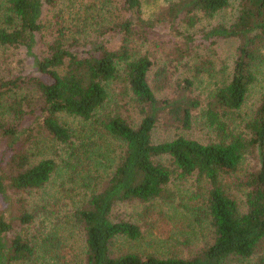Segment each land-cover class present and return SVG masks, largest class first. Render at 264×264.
Listing matches in <instances>:
<instances>
[{"label":"trees","instance_id":"16d2710c","mask_svg":"<svg viewBox=\"0 0 264 264\" xmlns=\"http://www.w3.org/2000/svg\"><path fill=\"white\" fill-rule=\"evenodd\" d=\"M62 1L0 0V45L25 48L36 70L31 76L0 79V108L7 96L31 89L38 95L40 111L25 126L28 111L21 99L10 108L12 124L0 123V135L7 141L5 158L0 159V264H67L60 253L64 242L56 229L45 232L44 223H38L41 211L27 196L63 175L70 183L60 182L57 194L71 200V183L76 185L85 170L71 161L90 152L102 153L99 168L105 171L96 172L91 190L74 209L75 223L84 233V264H227L254 256L264 243V90L255 110L245 116L240 111L264 62V0H240L236 22L219 25L205 36L209 41H239L230 82L216 86L204 111L206 125L215 134L207 144L181 135L154 141L162 121L190 130L203 101L195 96V81L190 78L178 82L171 96H156L149 83L154 62L149 54L136 53V45L160 36L143 18V0H105L107 11L122 15L112 23L106 39L87 47L74 40L76 47L71 49L61 16L55 15L57 35L48 43L46 55L39 57L40 35L54 27L46 22L45 12L54 11ZM229 6L230 0H180L171 8L174 16L165 34L174 39L178 53L189 56L196 40L178 30V18L197 13L213 17ZM163 72L159 75L165 76ZM201 74L196 69L195 75ZM130 111L141 117L137 126L130 123ZM61 114L81 119L83 130L71 131L61 123ZM92 132L110 139L105 150L103 143L98 150L85 149L90 145L85 138L92 139ZM43 140L72 151L60 162L46 152ZM112 140L121 150L106 153ZM248 154L255 156V164L241 174ZM191 177L205 184L202 200L191 212L209 222L210 244L186 258L118 248L121 240L134 243L143 236L136 223L116 217L119 205L151 202L168 193L174 179ZM231 189L244 196L245 212Z\"/></svg>","mask_w":264,"mask_h":264},{"label":"rangeland","instance_id":"374dc122","mask_svg":"<svg viewBox=\"0 0 264 264\" xmlns=\"http://www.w3.org/2000/svg\"><path fill=\"white\" fill-rule=\"evenodd\" d=\"M180 0H143L142 12L144 20L149 26L160 31L158 40L151 38L148 42H141L143 45H136L137 54H149L154 62V67L149 76V83L153 88L156 96L163 99L171 96L176 88V84L185 78L194 79V94L203 101L201 109L194 114L193 124L190 130L177 128L179 126L162 121L154 131V141L162 142L171 140L181 135L186 138L197 140L207 144L215 140L214 132L208 128L204 118L209 98L216 91L217 85H224L230 82L233 74L234 62L239 46L237 39H220L209 41L205 39L208 32L219 25L231 26L236 22L239 14L240 0H230V6L213 17L204 16L201 13L191 14L190 17L183 15L177 21L178 30L187 36H192L196 40L192 47V53L184 56L176 51L174 39L169 38L165 32L170 28L174 14L171 8ZM105 0H64L54 11L45 12V20L50 21L53 28L46 29L40 35V41L36 48L39 57L46 55L48 43L56 37L55 15H60L59 22L64 26L65 32L68 33V44L71 49H75L74 40H79L85 47L90 43H100L109 35H106L108 29L115 20H119L122 15L116 10V14L107 11L104 8ZM164 31V32H162ZM104 33V37L101 34ZM216 41V42H215ZM264 54V51H263ZM34 59L25 48L22 47H4L0 45V79L8 80L19 76H31L36 73ZM164 69L166 73L159 75ZM196 69L203 71V74L196 76ZM258 82L251 88L247 102L240 111L241 116L251 113L255 110L260 102L264 90V62L259 65ZM160 76V77H158ZM165 77V78H164ZM195 77V78H194ZM38 95L31 89L11 94L7 96L0 108V123L12 124L10 108L18 100L24 99V109L28 111L25 126L31 124L34 119V113L39 114ZM130 123L137 126L141 117L137 112L130 111ZM234 119H239L234 114ZM60 121L71 129L74 133L83 130L84 123L81 119L61 114ZM91 139L85 138V142L90 144L85 149H99L100 143H103L104 149L110 140L102 138L96 132ZM83 141L84 137H80ZM114 144L106 149V153L111 154L120 151L115 141ZM46 152L53 155L58 161L67 159L68 151L72 148L61 145L50 140H43ZM96 143L95 147H91ZM42 144V145H43ZM92 144V145H91ZM7 141L0 135V159L5 158ZM103 150V151H104ZM102 151V152H103ZM113 151V152H112ZM90 152L85 157L82 156L78 161H71L78 168H84L82 178L78 179L75 184L71 183V200L61 199L57 194L64 176L51 183L46 189L27 196L30 203L38 205L41 211L38 223L43 222L45 232L58 234L62 239L63 246L61 256L67 264H84V233L80 226L75 223L74 209L82 205L84 195L91 190L97 177L96 172L105 171L102 166V153ZM253 154L246 155L241 174L250 171L255 164ZM110 162H107V166ZM114 163L110 169H112ZM70 183L69 180H66ZM87 184V186L85 185ZM205 184L197 182L196 177L188 180L174 179L167 187L168 193L161 198L148 203L130 202L119 205L115 209V215L118 219L130 220L141 227L143 236L136 242L119 241L118 248L125 252H136L144 255H155L159 257L179 256L190 257L198 253L201 249L212 242L213 231L209 222L191 212L193 205H197L204 194ZM231 194L239 202L242 212L246 211L244 196L238 190L231 189ZM0 210H2V198L0 196ZM35 230V229H34ZM20 231L17 230V233ZM227 264H264V243L258 249L256 254L249 259H233Z\"/></svg>","mask_w":264,"mask_h":264}]
</instances>
